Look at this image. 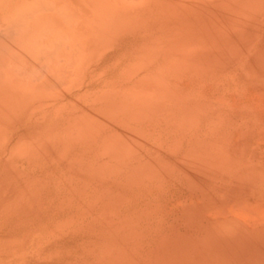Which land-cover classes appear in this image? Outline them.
<instances>
[{"label": "rangeland", "instance_id": "rangeland-1", "mask_svg": "<svg viewBox=\"0 0 264 264\" xmlns=\"http://www.w3.org/2000/svg\"><path fill=\"white\" fill-rule=\"evenodd\" d=\"M263 159L264 0H0V264H235Z\"/></svg>", "mask_w": 264, "mask_h": 264}, {"label": "crops", "instance_id": "crops-1", "mask_svg": "<svg viewBox=\"0 0 264 264\" xmlns=\"http://www.w3.org/2000/svg\"><path fill=\"white\" fill-rule=\"evenodd\" d=\"M254 189L248 197L247 222L235 227V264H264V159L254 167Z\"/></svg>", "mask_w": 264, "mask_h": 264}, {"label": "bare ground", "instance_id": "bare-ground-1", "mask_svg": "<svg viewBox=\"0 0 264 264\" xmlns=\"http://www.w3.org/2000/svg\"><path fill=\"white\" fill-rule=\"evenodd\" d=\"M223 227H225V226L223 225L222 227H219V228H221V230H220V229H219V230H220L221 234H222L223 236H225V233H224V234L222 233V232H225V231H222ZM228 229H229L230 231H232V230H231L230 228H228V227H227V229L225 228V229H223V230H226V231H227ZM229 230H228V232H229ZM226 233H227V232H226ZM232 233H233V232H231V234H232ZM226 235H227V234H226ZM229 235H230V232H229ZM220 236H221V235H220ZM223 236H222V237H223ZM231 236H232V235H231Z\"/></svg>", "mask_w": 264, "mask_h": 264}]
</instances>
